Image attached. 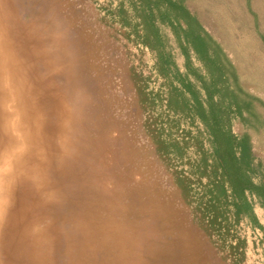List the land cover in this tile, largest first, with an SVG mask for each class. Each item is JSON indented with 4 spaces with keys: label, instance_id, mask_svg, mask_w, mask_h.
<instances>
[{
    "label": "rangeland",
    "instance_id": "rangeland-1",
    "mask_svg": "<svg viewBox=\"0 0 264 264\" xmlns=\"http://www.w3.org/2000/svg\"><path fill=\"white\" fill-rule=\"evenodd\" d=\"M184 3L204 34L220 43L222 28L243 41L241 84L257 86L244 90L260 101L257 118L235 119L231 128L249 136L256 173L264 174V0ZM8 4L15 19L6 46L24 62L47 114L49 163L38 184L19 183L5 208L0 264H264V245L248 237L241 247V233L211 191L199 145L201 137L209 147L204 128L177 106L127 0ZM161 26L188 71L179 40ZM69 84L90 102L65 155L53 141ZM256 206L264 223V206Z\"/></svg>",
    "mask_w": 264,
    "mask_h": 264
},
{
    "label": "trees",
    "instance_id": "trees-1",
    "mask_svg": "<svg viewBox=\"0 0 264 264\" xmlns=\"http://www.w3.org/2000/svg\"><path fill=\"white\" fill-rule=\"evenodd\" d=\"M127 3L136 16L135 28L140 27L143 41L155 52L158 71L181 103H176L177 106L182 105L193 122L197 118L204 128L209 147H205L201 137L199 145L205 170L212 177L211 191L214 190L216 200L241 233H237L239 244L246 247L251 237L264 245V223L256 206L257 201L264 206V174L256 173L249 136L237 135L231 128L235 119L257 118L255 101L260 99L244 90L221 44L203 33L199 19L184 0H127ZM162 24L169 26L179 40L188 71L177 63ZM190 47L203 61L206 71L193 65ZM171 102L172 99L168 104L172 107Z\"/></svg>",
    "mask_w": 264,
    "mask_h": 264
},
{
    "label": "clouds",
    "instance_id": "clouds-1",
    "mask_svg": "<svg viewBox=\"0 0 264 264\" xmlns=\"http://www.w3.org/2000/svg\"><path fill=\"white\" fill-rule=\"evenodd\" d=\"M14 19L8 0H0V223L19 183L38 184L49 163V143L43 134L47 114L36 104L24 62L6 46ZM89 102L79 87L69 84L64 90L60 134L53 141L58 152L68 153V143Z\"/></svg>",
    "mask_w": 264,
    "mask_h": 264
},
{
    "label": "crops",
    "instance_id": "crops-1",
    "mask_svg": "<svg viewBox=\"0 0 264 264\" xmlns=\"http://www.w3.org/2000/svg\"><path fill=\"white\" fill-rule=\"evenodd\" d=\"M214 32L216 33V30ZM218 32L220 34L218 40L220 41L221 47L223 48V54L229 60L230 65L234 68L238 76V80L241 84L242 81H244V77H243L244 73H243V70H241V66H240L239 61H237V58L241 57L242 55L243 41L242 40L238 41L235 38H227L225 35H223V33L227 31L223 30L222 28L219 29ZM243 88L257 89L258 87L257 86H251V87L244 86Z\"/></svg>",
    "mask_w": 264,
    "mask_h": 264
}]
</instances>
